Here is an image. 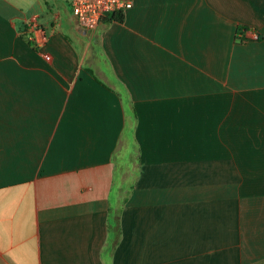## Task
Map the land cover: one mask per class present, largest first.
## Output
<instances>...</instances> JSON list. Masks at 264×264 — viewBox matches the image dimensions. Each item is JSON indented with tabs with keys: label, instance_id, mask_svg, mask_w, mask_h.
Segmentation results:
<instances>
[{
	"label": "crops",
	"instance_id": "0c3cea01",
	"mask_svg": "<svg viewBox=\"0 0 264 264\" xmlns=\"http://www.w3.org/2000/svg\"><path fill=\"white\" fill-rule=\"evenodd\" d=\"M132 1L0 0V264H264V0Z\"/></svg>",
	"mask_w": 264,
	"mask_h": 264
},
{
	"label": "built area",
	"instance_id": "2783aa9c",
	"mask_svg": "<svg viewBox=\"0 0 264 264\" xmlns=\"http://www.w3.org/2000/svg\"><path fill=\"white\" fill-rule=\"evenodd\" d=\"M73 12L78 22L87 29H95L104 17L112 12L123 11L133 5L132 0H71ZM259 33L252 31V38Z\"/></svg>",
	"mask_w": 264,
	"mask_h": 264
},
{
	"label": "trees",
	"instance_id": "16d2710c",
	"mask_svg": "<svg viewBox=\"0 0 264 264\" xmlns=\"http://www.w3.org/2000/svg\"><path fill=\"white\" fill-rule=\"evenodd\" d=\"M110 20H117V21H122L123 20V13L122 11H116V12H112L110 14ZM29 42L31 44H33V41L32 40H29Z\"/></svg>",
	"mask_w": 264,
	"mask_h": 264
}]
</instances>
